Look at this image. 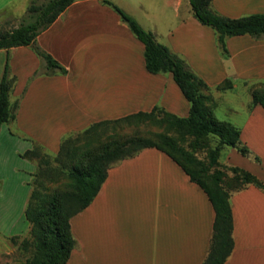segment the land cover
<instances>
[{
  "label": "crops",
  "instance_id": "1",
  "mask_svg": "<svg viewBox=\"0 0 264 264\" xmlns=\"http://www.w3.org/2000/svg\"><path fill=\"white\" fill-rule=\"evenodd\" d=\"M30 1L0 0V16L19 19ZM172 1L176 22L164 35L138 22L185 57L208 87L225 78L264 81V39L228 37L223 58L188 0ZM210 8L237 19L263 14L264 0H212ZM36 46L67 72L45 74L29 46L0 49V77L7 63L14 79L10 103H17L14 121L0 128V242L28 230L25 208L34 164L21 155L34 145L56 153L66 136L96 122L154 107L180 116L189 111L172 75L147 72L142 44L99 0L73 2L36 37ZM231 112L235 121L229 123L251 155L231 148L226 162L264 184V109L248 101ZM230 208L234 246L224 264H264V190L246 185L231 194ZM214 216L207 195L172 159L143 149L110 167L91 203L70 219L75 246L66 264H202Z\"/></svg>",
  "mask_w": 264,
  "mask_h": 264
},
{
  "label": "trees",
  "instance_id": "2",
  "mask_svg": "<svg viewBox=\"0 0 264 264\" xmlns=\"http://www.w3.org/2000/svg\"><path fill=\"white\" fill-rule=\"evenodd\" d=\"M77 0H31L27 9L30 21H23L10 31L0 33V49L9 50L15 47L29 46L42 60L44 73L58 72L66 74V69L58 64L50 55L36 46V37L47 29L57 17ZM110 7L128 27L132 35L143 46V58L147 72L151 74L170 73L173 81L189 104L187 117H176L164 112L172 119L173 124L185 128L190 135L196 137L213 136L221 146L231 147L239 154L249 157L251 153L239 141V130L226 121L211 118L206 113L205 97L201 90L208 86L195 75L183 59L172 53L166 46L156 41L152 32L145 30L132 16L108 0H99ZM212 0H188L194 18L203 26L213 30L216 43L223 57L227 56L226 38L248 35L253 39H264V13L252 14L237 19H230L215 13L211 8ZM5 18V16H0ZM14 79L9 76L5 63L0 77V128L3 124L14 121L17 103H10V93ZM217 91L233 89L231 79L225 78L215 86ZM251 106L260 105L264 109V81L257 82L251 91ZM160 109L154 107L149 112H137L126 117L93 123L77 136H85L104 125L116 124L138 117H151ZM70 138L60 142L57 156L65 152V145ZM154 148L166 154L207 195L214 210L212 237L207 257L202 264H224L232 253L234 241L233 224L230 208V194L224 187L220 171L204 176L208 169L195 156L175 139L164 134H153L142 138L138 135L124 136L109 143H101L93 154L86 157L84 168L75 166L66 168V176L70 180L71 193L53 197L47 206L33 203L36 194L30 191L25 208V217L31 226L30 233L35 246L34 259L29 264H66L75 246L71 234L70 219L84 210L98 193L105 181L107 171L114 164L132 157L139 151ZM35 149L24 152L21 157L31 159ZM67 154V153H66ZM219 150H214L210 167L215 166ZM258 161L257 158H254ZM196 168V170L193 169ZM233 179L238 184L232 192H237L246 185H253L264 190V184L256 176L238 167L230 168ZM209 181V182H208ZM229 183V182H228ZM227 186V185H226ZM229 187V184H228ZM43 215L47 217L45 227L41 226Z\"/></svg>",
  "mask_w": 264,
  "mask_h": 264
},
{
  "label": "rangeland",
  "instance_id": "3",
  "mask_svg": "<svg viewBox=\"0 0 264 264\" xmlns=\"http://www.w3.org/2000/svg\"><path fill=\"white\" fill-rule=\"evenodd\" d=\"M45 1L46 0H39V3H44ZM113 1L118 3V5L124 4L130 7L128 8L129 10H125L131 13L129 14L130 16L136 17L134 19L137 22L143 23L145 27H154L155 25L161 35H164L167 29L176 22V18L172 11L175 10L172 0ZM214 11L218 12V10ZM23 21H30L26 11L22 17L16 20L0 18V33L10 31ZM204 27L210 32H213L211 28ZM159 39L161 41V37ZM159 43L162 44L163 42ZM218 53L222 56L219 48ZM179 57L184 60L192 71L187 59L183 56ZM231 81L233 87L234 85L236 86L235 89L217 91L215 87H208L207 89L201 90L202 95L205 97L204 103L206 106V113L209 117L219 121L234 123L235 115L231 110H237L242 104L248 101L251 104V91L253 87L256 86L257 82L254 80L240 79H231ZM159 109L160 110L151 117H138L116 124L104 125L85 136H77L78 133L69 134L65 138H70V142L65 145V152L61 153L60 156H57V152L50 153L42 147L34 145L33 148L35 152L31 156V159H29V161L34 164V170L29 178L31 191H34L36 194L33 203L47 206L53 197L62 194H70L72 190L70 180L65 173L66 168L73 166L84 168L87 160L85 156L95 153L99 144H107L114 139L132 135L147 138L151 137L153 134H164L175 139L179 145L190 151L203 167L208 169L207 173L204 175L206 179L218 170L223 176L222 181L225 189L230 195L234 193L231 189L237 186L238 183L234 181L233 174L230 170L233 166H230L226 162V156L231 147L221 146L218 143V139L213 136L196 137L190 135L185 128H179L173 124L172 119L167 117L164 113L167 111L162 108ZM173 115L180 118L187 117V115ZM214 150H219L217 163L215 166L210 167L211 156ZM193 169L196 170L195 167H193ZM8 176L12 177V175ZM46 218L47 217L43 215L41 220L42 227L46 225ZM30 229L31 226L29 225L25 234L3 239L0 242V264H29L34 259L35 246L33 244Z\"/></svg>",
  "mask_w": 264,
  "mask_h": 264
}]
</instances>
